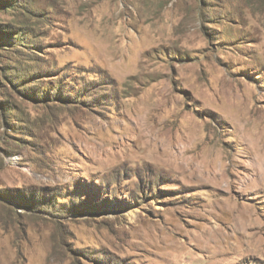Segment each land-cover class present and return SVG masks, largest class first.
Returning <instances> with one entry per match:
<instances>
[{
  "label": "rangeland",
  "instance_id": "374dc122",
  "mask_svg": "<svg viewBox=\"0 0 264 264\" xmlns=\"http://www.w3.org/2000/svg\"><path fill=\"white\" fill-rule=\"evenodd\" d=\"M0 264H264V0H0Z\"/></svg>",
  "mask_w": 264,
  "mask_h": 264
}]
</instances>
